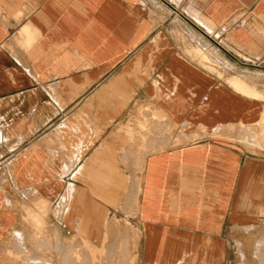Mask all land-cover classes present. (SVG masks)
<instances>
[{"label": "crops", "instance_id": "crops-1", "mask_svg": "<svg viewBox=\"0 0 264 264\" xmlns=\"http://www.w3.org/2000/svg\"><path fill=\"white\" fill-rule=\"evenodd\" d=\"M74 242L264 264V0H0V264Z\"/></svg>", "mask_w": 264, "mask_h": 264}, {"label": "rangeland", "instance_id": "rangeland-1", "mask_svg": "<svg viewBox=\"0 0 264 264\" xmlns=\"http://www.w3.org/2000/svg\"><path fill=\"white\" fill-rule=\"evenodd\" d=\"M200 134H194L192 135L188 140H194L196 138H199ZM77 243H73V249H72V255L71 258L62 259L61 257H58L55 261V264H81V249L80 245H76ZM98 251L94 248H92V245H89V252H88V264H103V261L99 260L98 257ZM87 264V262H86Z\"/></svg>", "mask_w": 264, "mask_h": 264}, {"label": "bare ground", "instance_id": "bare-ground-1", "mask_svg": "<svg viewBox=\"0 0 264 264\" xmlns=\"http://www.w3.org/2000/svg\"><path fill=\"white\" fill-rule=\"evenodd\" d=\"M252 128V127H251ZM30 220V219H29ZM32 222V221H31ZM46 240V239H45ZM39 243V242H38ZM260 244V243H259ZM261 245V244H260ZM25 249V248H24ZM252 252V251H251ZM65 257V256H64ZM35 259V258H34ZM261 259V258H260Z\"/></svg>", "mask_w": 264, "mask_h": 264}]
</instances>
